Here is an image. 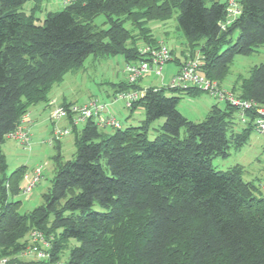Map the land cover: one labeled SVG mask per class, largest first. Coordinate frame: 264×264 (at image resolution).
Returning a JSON list of instances; mask_svg holds the SVG:
<instances>
[{"label": "trees", "instance_id": "obj_1", "mask_svg": "<svg viewBox=\"0 0 264 264\" xmlns=\"http://www.w3.org/2000/svg\"><path fill=\"white\" fill-rule=\"evenodd\" d=\"M27 1L0 0V256L11 259L7 264H264V192L243 179L242 165L218 170L212 164L249 140L253 111L239 131L238 109L228 102L195 122L179 111L180 97L167 92L197 96L203 90L120 82L117 92L144 90L130 108L145 109L141 124L107 131L87 119L76 132L73 159L63 158L56 140L51 185L43 203L25 213L11 198L22 191L26 167L7 174L2 149L30 108L48 103L52 87L90 54L141 59L140 40L160 43L146 24L176 10L191 57L201 52V71L222 83L235 55L264 45V0H238L240 13L226 28L229 0H75L42 24L19 10ZM99 15L107 26L96 31ZM232 90L264 106V63ZM68 119L76 131L71 112ZM34 229L51 240V256L18 260Z\"/></svg>", "mask_w": 264, "mask_h": 264}, {"label": "rangeland", "instance_id": "obj_2", "mask_svg": "<svg viewBox=\"0 0 264 264\" xmlns=\"http://www.w3.org/2000/svg\"><path fill=\"white\" fill-rule=\"evenodd\" d=\"M74 1L71 0V2ZM161 1L163 0H158V2ZM66 4L65 0H31L25 2L19 7V10L25 12L27 16H32L37 24H42L45 16L49 12L59 11ZM178 14L179 12L176 10L173 16L166 20H151L146 24L152 29L154 36L160 40H164V43L170 49H174L175 54L173 59L163 66L161 75H156L151 71L139 80L142 88L149 86H169L177 74L178 66L175 62V56L183 59L182 51L188 46L183 31L178 28ZM104 21V15H99L96 18V31H100L107 26L104 24ZM226 22L227 20L224 21V23ZM126 26L131 28L129 22L126 23ZM237 35V33L234 34V40L237 38ZM138 44L141 46L147 45L143 40H140ZM197 54L203 56L201 52L197 51ZM261 63H264V45L260 46L251 55H235L226 78L219 85L236 94L232 90L233 86L239 82V79L248 77L252 67ZM125 65L126 60L122 54L108 57H96L90 54L81 69L69 71L61 82L52 87L50 96L58 99V101H54L56 105H61L64 100L78 104H85L92 100H96L101 104L104 102L111 103V100L117 99L115 97L117 92L115 90L116 85L120 82L127 81L124 72ZM167 94L179 96V111L195 122H200L206 117L212 102H218L220 105L224 104L223 100L218 99L207 91H202L196 97L180 90L168 91ZM56 105H51L50 108L47 107L48 109L43 108L46 118L34 126L33 129L29 128L31 138L30 147L24 146L19 140L10 137H7L4 143H2V149L6 154L8 164L7 174H11L16 168L22 165H26L29 173L33 172L37 167H42L43 177L37 183L32 193L28 196L22 190L19 195L11 198L12 200L20 201L18 211L21 213L29 212L43 203V194L48 190L55 174L53 156L56 154L57 148L55 145L56 142L51 144L50 140L53 137L56 127H61L64 122V119L59 120V122L52 116V109ZM112 108L117 120L121 123V127L138 126L145 118V109L142 106L131 111L125 107V101L123 99L116 100L112 103ZM234 121V128L237 131L244 127V122L240 120L239 115L236 114ZM163 122L164 119L160 118L152 123L148 133L150 139L156 137L157 132L155 129L159 128ZM106 129L107 131H112L114 128L107 126ZM76 150L75 133L72 131L63 138L61 146L63 158L66 160L73 159ZM212 164L218 170H226L237 164L242 165L243 179L252 181L264 192V133L256 129L252 130L249 140L240 149L231 147L229 156L225 158L216 157L213 159ZM95 207L97 209L100 208L98 204ZM17 259L28 261L37 260L33 255H25L22 253L17 254Z\"/></svg>", "mask_w": 264, "mask_h": 264}, {"label": "built area", "instance_id": "obj_3", "mask_svg": "<svg viewBox=\"0 0 264 264\" xmlns=\"http://www.w3.org/2000/svg\"><path fill=\"white\" fill-rule=\"evenodd\" d=\"M66 3L71 0H65ZM228 7V20L222 23V27L226 25L240 13V5L238 0H229ZM141 59L128 62L125 65L124 72L127 81L131 84L136 83L139 79L149 72H154L156 75L162 74L163 66L173 59L172 50L164 43L160 42L157 46L143 45L140 47ZM203 56L200 54L188 59L177 72L173 78L171 87L187 89L188 87H197L203 91L209 92L211 95L217 97L224 102H228L238 109V115L242 122L249 120V111L254 112V129L264 133V106L258 105L253 100H248L239 97L232 91L222 88L219 83L207 77L202 71ZM144 94V90H125L116 93L117 99L125 101V107L131 108L134 101L139 99ZM51 105H56L54 101ZM104 104L92 100L85 104L73 103L68 108L61 105H56L52 109V116L56 121L61 119H68L69 112L72 113V122L78 124L85 122L87 119H93L103 127L111 126L113 128L121 127V123L115 116L104 115ZM27 115L22 118V121L17 128L8 134V137L19 140L24 146L30 147V132L25 125ZM72 125L67 127L57 126L50 143L53 144L56 140H61L72 132ZM43 177L42 167H37L33 172L25 175L26 184L23 191L28 196L32 193L33 189ZM52 247L51 240L47 238L45 233L41 230L34 229L28 235V244L21 252L25 255H33L37 260L47 259L51 256L50 249ZM9 258L0 256V264H7ZM53 264H66L65 260H59Z\"/></svg>", "mask_w": 264, "mask_h": 264}, {"label": "crops", "instance_id": "obj_4", "mask_svg": "<svg viewBox=\"0 0 264 264\" xmlns=\"http://www.w3.org/2000/svg\"><path fill=\"white\" fill-rule=\"evenodd\" d=\"M153 34V33H152ZM156 37V36H155ZM157 38V37H156ZM159 39V38H158ZM160 40V39H159ZM160 42H164V40H160ZM188 44V43H187ZM171 50L173 51V56H174V54H175V52H174V49L173 48H171ZM182 55H183V59H181V58H177L176 56H175V62H176V64H177V66H178V70H177V72L179 71V67H180V65L183 63V62H185L186 60H188L189 58H191V48H190V46L188 45L187 46V48L185 49V50H183L182 51ZM140 85V84H139ZM141 86V85H140ZM142 87V86H141ZM150 87V86H149ZM158 87V86H157ZM159 87H161V86H159ZM148 88V87H147ZM143 89H145V88H143ZM192 96V95H191ZM196 97V96H195ZM55 100H57L58 101V99L57 98H55L54 96H50V101L48 102V103H38V104H36V105H34V106H32L31 108H30V110H29V112H28V114H27V119H26V121H25V125L28 127V129L29 128H34V126H36L37 124H39V123H41L40 121H43V119L44 118H46L45 117V115H44V113H45V111H44V109L43 108H47V107H51V104H50V102H52V101H55ZM116 100H119V99H116ZM116 100H111V103L110 102H104V103H102V104H104L105 105V108H104V110H103V114L104 115H112V116H115L116 117V115L113 113V108H112V103H114ZM56 102V101H55ZM63 102H67L66 100H64ZM60 103H62V102H60ZM215 104H219L218 102L216 103V102H212V105H211V108H212V106L213 105H215ZM220 105V104H219ZM220 106H222V105H220ZM211 108H210V110H211ZM48 109V108H47ZM209 110V111H210ZM209 113V112H208ZM207 113V114H208ZM206 114V115H207ZM60 122V121H59ZM83 125H84V123L83 122H80V123H78L77 124V130L76 131H74V133H75V141H76V132L77 131H79V130H81V128L83 127ZM67 126H70V119H64V122H63V124H62V126L61 127H67ZM107 130V129H106ZM65 138V137H64ZM62 143H63V139H61L60 141H59V143H58V146H59V148H60V151H61V146H62ZM58 150V149H57ZM62 152V151H61ZM57 153V152H56ZM22 166H25L26 167V165H22ZM54 171H55V168H54ZM27 173H29L28 172V170H27V168H26V170H25V174H24V176H23V178H22V180H21V190L23 189V187L25 186V184H26V179H25V175L27 174ZM54 177V176H53ZM51 185V184H50ZM49 189V188H48ZM47 192V191H46ZM45 193V192H44ZM20 194V193H19Z\"/></svg>", "mask_w": 264, "mask_h": 264}]
</instances>
